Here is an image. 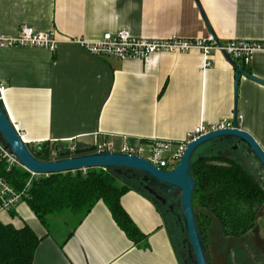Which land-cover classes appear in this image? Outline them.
<instances>
[{
	"label": "crops",
	"instance_id": "1",
	"mask_svg": "<svg viewBox=\"0 0 264 264\" xmlns=\"http://www.w3.org/2000/svg\"><path fill=\"white\" fill-rule=\"evenodd\" d=\"M21 26L59 38L54 50L0 47L2 105L27 145H62L69 156L111 142L120 151L153 139L180 141L194 126L236 112L240 128L264 150V0H0V35H16ZM119 28L148 38L258 40L263 47L248 65L235 60L258 80L237 78L224 53H214L201 71L198 49L119 59L90 55L67 39ZM119 201L143 234L139 241L128 238L102 200L80 221L64 210L47 216V226L19 200L0 221L27 225L40 238L31 264H180L154 203L135 190ZM208 215L210 264H264V203L241 236L226 235Z\"/></svg>",
	"mask_w": 264,
	"mask_h": 264
},
{
	"label": "trees",
	"instance_id": "2",
	"mask_svg": "<svg viewBox=\"0 0 264 264\" xmlns=\"http://www.w3.org/2000/svg\"><path fill=\"white\" fill-rule=\"evenodd\" d=\"M1 107L4 108L2 104ZM215 139V147L190 160V174L195 180L192 203L193 198L197 197L200 207L207 211L199 218L194 214L203 241L205 237L202 222L210 220L208 214L220 222L226 235L241 236L255 225V218L264 203V188L253 176L256 171L264 173L259 163L252 159L251 153L248 158L240 149L235 152L226 150L223 142L226 143L229 139ZM28 146L32 154L42 160L51 159L52 150L56 153L55 157L68 156L62 145L43 142ZM81 152L87 151L76 150L74 153ZM242 157H246L248 161H242ZM245 167L251 168L252 173ZM0 178L17 192L25 188L21 200H25L44 226H47V216L64 210L80 221L98 200H102L128 238L134 242L139 241L144 236L119 201L122 193L135 190L157 205L169 230L170 210L163 211L164 206L144 188L142 174L135 170L123 168L121 172H117L114 168L94 167L31 176L21 166L7 170L0 159ZM39 239L27 225L16 228L0 221V264H31Z\"/></svg>",
	"mask_w": 264,
	"mask_h": 264
},
{
	"label": "built area",
	"instance_id": "3",
	"mask_svg": "<svg viewBox=\"0 0 264 264\" xmlns=\"http://www.w3.org/2000/svg\"><path fill=\"white\" fill-rule=\"evenodd\" d=\"M67 39L78 45L90 55L97 57L114 56L119 59L145 60L153 54L164 52L180 53L188 52L191 49H198L202 55L201 71L212 65V55L216 52L224 53L233 60H241L245 65H248L253 54L263 47L258 40L230 39L227 41H220L212 34H208L202 38H184L177 36L148 38L144 36H134L127 28H119L113 32H104L100 36L92 38L79 36ZM58 41V35L54 30L35 31L33 28L27 26H21L16 35H0V47L19 45L54 50ZM5 88V85L0 83L1 103ZM239 117L238 115L236 116L238 128H240L238 122ZM233 119L234 116L221 118L215 123H200L189 130L180 141L153 139L147 142V146L145 147L134 148L124 145L120 151L130 154L139 153L140 156L145 157L158 168L171 170L181 157L189 142L213 130L232 128L234 126ZM15 129L23 140L22 132L16 127ZM111 146V142L97 143L94 150L111 151ZM143 149L148 152L147 156L142 155ZM55 155V151L52 150L51 159L56 158ZM0 159L5 163L7 170L15 166L22 167L18 159L5 146L1 139ZM30 173L31 176L35 175V173ZM24 191L25 188L20 192L15 191L6 181L0 178V212L11 210V208L22 199Z\"/></svg>",
	"mask_w": 264,
	"mask_h": 264
},
{
	"label": "water",
	"instance_id": "4",
	"mask_svg": "<svg viewBox=\"0 0 264 264\" xmlns=\"http://www.w3.org/2000/svg\"><path fill=\"white\" fill-rule=\"evenodd\" d=\"M226 56L235 67L237 78L238 74L242 73L258 80L243 70L235 60ZM1 104L0 139L27 171L35 174H50L101 167L114 168L117 172H121V169L124 168L140 172L145 183L144 188L150 193L155 194L153 188H158L167 195H178L183 229L189 242V255L193 264H210L206 246L202 240V232L196 222L192 207L195 180L190 174V160L195 149L214 138L233 139L232 147L236 149L240 143L245 145L264 171V150L247 131L237 127L236 112L232 128L213 130L189 142L174 167L171 170H163L145 157L140 156L139 153L130 154L114 150H92L48 160L39 159L32 154L29 146L22 140ZM156 197L160 198L162 202L165 201L162 196L156 195Z\"/></svg>",
	"mask_w": 264,
	"mask_h": 264
},
{
	"label": "rangeland",
	"instance_id": "5",
	"mask_svg": "<svg viewBox=\"0 0 264 264\" xmlns=\"http://www.w3.org/2000/svg\"><path fill=\"white\" fill-rule=\"evenodd\" d=\"M213 140H216V139L214 138ZM213 140L207 141V142L199 145L195 149L192 158H196V156L199 155V154L207 153V152H209L210 148L215 147ZM228 142L229 143H233V139H229ZM239 149H241L243 152H245L246 156L248 155V158H250L249 154L251 152L245 145H243L241 143V147ZM230 150L232 152H235V148L231 147ZM142 155L143 156H147L148 152L145 149H143ZM251 156H252V159L254 161H256L255 157L253 155H251ZM241 159L244 162L248 161L246 157L245 158L242 157ZM247 168L246 169L248 170V172L252 173L251 168H249V167H247ZM253 176L255 177V179H257L258 183L264 188V173L261 174L260 172L256 171L255 175H253ZM150 201H152V200H150ZM168 204H171V206H172L171 210H170V213H169L170 217L168 218V220L170 219V221L168 223V226H169L170 236H172L171 237L172 242H173V244H174V246L176 248V252H177L176 254L180 258L179 260L182 261V264H193L192 258L189 255V249H190L189 242H188V240H187V238L185 236L184 229H183V221H182V218H181V213H180V208H179V203H178V195H172L171 198L168 200ZM154 205L160 211V209L157 207V205L155 203H154ZM192 207H193V212L196 215V217L199 218V217H201L204 214L203 209L198 204V198L197 197L193 198ZM165 209L166 208L163 207V211H165ZM160 213H161V215L163 217V220H164V223H165V225L167 227V222L165 220V217L163 216L161 211H160ZM49 220H50V222H54L52 218H50ZM48 223H49V221H48ZM52 225H53V223H52ZM209 227H210V220L208 222H206V223L202 222V228H203V233H204V237H205L204 238V243H205L206 248L208 247L207 245H208V242H209ZM207 249H209V248H207ZM181 261H180V264H181Z\"/></svg>",
	"mask_w": 264,
	"mask_h": 264
},
{
	"label": "flooded vegetation",
	"instance_id": "6",
	"mask_svg": "<svg viewBox=\"0 0 264 264\" xmlns=\"http://www.w3.org/2000/svg\"><path fill=\"white\" fill-rule=\"evenodd\" d=\"M223 146L226 150H230V148L233 146V143H229V142H223ZM241 147V143L239 144L238 148L235 149V151L237 149H239ZM233 148V147H232ZM241 152V149L239 150ZM153 190L156 192L155 194L158 196H162L164 198V202H162V200L160 198H157L155 194L150 193L152 195V197L157 201L160 202V204L162 206H164L166 209L165 210H171V204H168V200L171 198L172 195H167L166 193H163L162 191H160L158 188H153ZM235 248V244H233L232 246V250Z\"/></svg>",
	"mask_w": 264,
	"mask_h": 264
}]
</instances>
